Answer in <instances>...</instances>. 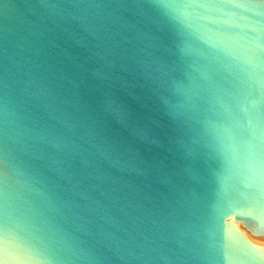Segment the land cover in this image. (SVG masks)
I'll return each mask as SVG.
<instances>
[{"label":"clouds","instance_id":"9594fccd","mask_svg":"<svg viewBox=\"0 0 264 264\" xmlns=\"http://www.w3.org/2000/svg\"><path fill=\"white\" fill-rule=\"evenodd\" d=\"M29 11L0 34V264H264V0Z\"/></svg>","mask_w":264,"mask_h":264},{"label":"water","instance_id":"95a60500","mask_svg":"<svg viewBox=\"0 0 264 264\" xmlns=\"http://www.w3.org/2000/svg\"><path fill=\"white\" fill-rule=\"evenodd\" d=\"M35 2L36 0H0V34L3 33L5 26L20 29L28 26L29 21L35 19L29 11L30 5ZM52 39L57 49L65 53L66 59L82 60L88 55L86 49L76 43L70 32L58 29L53 33ZM142 115L146 117L149 113L144 109L142 110ZM153 155L156 154L153 153ZM261 222L264 223V221ZM230 238L233 242L238 243L241 238L239 231H231Z\"/></svg>","mask_w":264,"mask_h":264}]
</instances>
